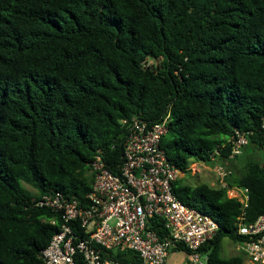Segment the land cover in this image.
<instances>
[{
	"label": "trees",
	"instance_id": "1",
	"mask_svg": "<svg viewBox=\"0 0 264 264\" xmlns=\"http://www.w3.org/2000/svg\"><path fill=\"white\" fill-rule=\"evenodd\" d=\"M165 115L159 144L173 166L229 163L226 186L176 177L171 189L217 223L205 264H242L219 249L241 239V212H264V0H0V264H43L62 218L35 200H83L94 154L118 171L122 120ZM227 186L246 188L245 205ZM108 252L139 264L127 247Z\"/></svg>",
	"mask_w": 264,
	"mask_h": 264
},
{
	"label": "built area",
	"instance_id": "2",
	"mask_svg": "<svg viewBox=\"0 0 264 264\" xmlns=\"http://www.w3.org/2000/svg\"><path fill=\"white\" fill-rule=\"evenodd\" d=\"M122 121L127 133L117 172L110 171L99 154H94L92 180L83 200L65 198L58 191L43 193L35 200L62 218L40 249L43 264H131L112 257L108 250L116 247L133 250L139 264H166L169 252L179 254L171 264H205L201 245L214 236L217 223L180 201L171 189V182L182 171L168 161L159 144L166 115L157 121L137 116ZM229 140L230 155L246 143L241 132ZM189 162L196 167L204 161ZM214 170L219 185L226 186L227 170L220 164ZM226 194L245 205L246 188L227 186ZM234 225L241 238L236 246L251 263L264 264V212L251 221H244L241 212Z\"/></svg>",
	"mask_w": 264,
	"mask_h": 264
},
{
	"label": "rangeland",
	"instance_id": "3",
	"mask_svg": "<svg viewBox=\"0 0 264 264\" xmlns=\"http://www.w3.org/2000/svg\"><path fill=\"white\" fill-rule=\"evenodd\" d=\"M247 147H241L240 151L237 154L235 164L236 166H239V163H243L245 161V158L247 156ZM238 161V162H237ZM225 164L228 165L229 163L227 161H205L201 165L194 166L193 162L188 163V169L185 171L178 172L177 177L181 178L182 182H186L189 184H195L199 182H205L208 185L211 186H217L219 181L217 180L216 171L214 170L217 166ZM26 188L29 190H34L31 186H29L26 183H23ZM220 254L222 256H228L231 254L241 253L242 255V264H253L251 263L244 253L236 246L235 242L230 239L228 236H223L220 240ZM179 254L175 252H169L166 257V264H171V262L174 261V259L178 258Z\"/></svg>",
	"mask_w": 264,
	"mask_h": 264
}]
</instances>
